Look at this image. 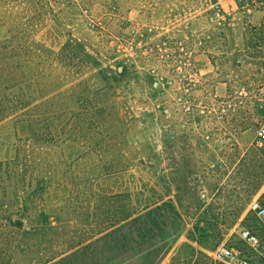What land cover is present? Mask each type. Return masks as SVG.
<instances>
[{
	"label": "rangeland",
	"instance_id": "1",
	"mask_svg": "<svg viewBox=\"0 0 264 264\" xmlns=\"http://www.w3.org/2000/svg\"><path fill=\"white\" fill-rule=\"evenodd\" d=\"M1 1L17 34L14 92L45 96L46 114L0 122V160L20 164L0 171V264H50L168 195L160 233L140 241L148 223H135L125 251L98 241L86 259L226 264L214 253L227 247L264 264L239 236L248 228L264 246L247 210L256 196L264 204V183L243 203L253 171L239 162L259 142L264 107L229 115L206 104L211 93L264 103V0L240 10L236 0ZM244 115L257 124L232 133L223 121Z\"/></svg>",
	"mask_w": 264,
	"mask_h": 264
},
{
	"label": "trees",
	"instance_id": "2",
	"mask_svg": "<svg viewBox=\"0 0 264 264\" xmlns=\"http://www.w3.org/2000/svg\"><path fill=\"white\" fill-rule=\"evenodd\" d=\"M245 0H236L238 9H242ZM252 0H246V4L250 5ZM2 1L0 0V4ZM1 6V5H0ZM15 31L12 27L8 26L7 23L0 21V122L8 120L9 123L18 121L24 118L27 113L31 110L39 111L41 114H46V97L41 95H35L33 99L27 93L20 92L19 94L14 92V84L17 82V71H16V59L18 58V50L15 46L16 41ZM251 46V41L249 42ZM220 55H226L227 52L222 51ZM125 72L124 68L122 74ZM38 97V98H37ZM37 98V99H36ZM240 99V97L234 93H228L224 97H219L217 94L211 93L207 96L206 104L212 109H225L230 113L235 111L248 112L249 109L259 111L264 107V103H260L254 96L247 95ZM244 109V110H243ZM244 114V112H241ZM228 115V116H229ZM223 120L228 127H233L231 129L232 133H237L238 131H243L257 124L258 120L251 119L242 116L241 119L232 118ZM24 124H29L27 120H21ZM30 128L28 130V135L34 138L36 131L33 125H28ZM235 126V127H234ZM260 142L253 143L251 147L246 148L243 153L239 154V162L244 168H251L253 171V180L249 185V190L247 191L246 197L243 199V203L246 198L255 194L264 183V143L261 145ZM152 158V157H151ZM19 160L17 158H12L8 160H0V171H18ZM152 163L149 166L151 168L155 162L154 159L150 160ZM174 199L172 196L168 195L166 199H156L151 204L146 205L139 211L129 213L121 224L115 225V227L101 236L100 240H95L90 244L73 251L65 256H61L57 260L50 259V264H103L102 255L94 254L86 259V253L98 241H102L103 244L108 246V249L117 250V252H123L127 249V236L124 229L129 226L146 222L148 226L142 228V232L136 230L138 237L141 240L144 238H152L156 234L162 231V228L158 226L160 222L165 221V226L170 225V214L159 213L162 207L167 206L171 212L174 211ZM200 230V229H199ZM207 229H203L202 232L198 233V243H201V238L207 234ZM198 232V231H197ZM190 234H192L190 232ZM195 251V249H192ZM197 252V251H195ZM199 253V252H197ZM211 264H216L215 262H210Z\"/></svg>",
	"mask_w": 264,
	"mask_h": 264
},
{
	"label": "built area",
	"instance_id": "3",
	"mask_svg": "<svg viewBox=\"0 0 264 264\" xmlns=\"http://www.w3.org/2000/svg\"><path fill=\"white\" fill-rule=\"evenodd\" d=\"M262 138H264V129L259 131L258 141L260 142ZM247 210L254 215L264 229V204L260 202L259 196L254 197L249 202ZM239 236L251 249L258 252L264 258V246L256 234L248 228H241ZM214 258L226 264H248L243 260H238L236 253L227 247L218 248L214 253Z\"/></svg>",
	"mask_w": 264,
	"mask_h": 264
}]
</instances>
